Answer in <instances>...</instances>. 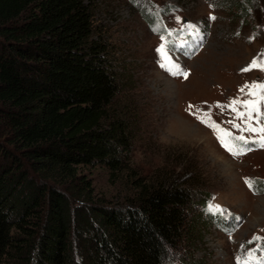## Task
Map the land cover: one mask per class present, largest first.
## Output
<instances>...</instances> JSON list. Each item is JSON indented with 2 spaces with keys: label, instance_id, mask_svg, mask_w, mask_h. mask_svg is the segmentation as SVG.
Returning a JSON list of instances; mask_svg holds the SVG:
<instances>
[{
  "label": "trees",
  "instance_id": "1",
  "mask_svg": "<svg viewBox=\"0 0 264 264\" xmlns=\"http://www.w3.org/2000/svg\"><path fill=\"white\" fill-rule=\"evenodd\" d=\"M92 5L0 0V264H166L209 222L189 216L198 197L178 176L131 169L128 194L95 193L88 169L118 179L136 124Z\"/></svg>",
  "mask_w": 264,
  "mask_h": 264
},
{
  "label": "rangeland",
  "instance_id": "2",
  "mask_svg": "<svg viewBox=\"0 0 264 264\" xmlns=\"http://www.w3.org/2000/svg\"><path fill=\"white\" fill-rule=\"evenodd\" d=\"M248 1L93 0L94 25L128 78L116 105L127 107L136 124L129 162L118 179H111L104 166L88 169L95 193L112 202L128 194L125 175L131 169L146 178L178 176L201 197L194 200L189 216L209 220L203 219L200 235L171 250L166 264H236L238 255L243 258L256 247L257 242L248 243L253 236L261 237L264 247V193L253 194L244 182L264 181V149L233 158L213 131L191 114L210 107L213 121L239 134L224 123L234 114L216 104L241 97L239 89L246 83L264 82V71L258 68L241 71L253 59L264 60V0H251L243 8ZM156 12L169 29L180 28L175 19L179 16L203 33L198 50H173V59L189 72L187 79L170 75L158 63L160 36L142 14ZM190 104L196 108L189 109ZM209 203L227 209L232 217L211 214ZM235 216L241 217L239 222Z\"/></svg>",
  "mask_w": 264,
  "mask_h": 264
},
{
  "label": "snow or ice",
  "instance_id": "3",
  "mask_svg": "<svg viewBox=\"0 0 264 264\" xmlns=\"http://www.w3.org/2000/svg\"><path fill=\"white\" fill-rule=\"evenodd\" d=\"M159 15V12L154 13L153 22L150 24L152 31L160 36L161 43L156 48L158 63L170 75H179L187 79L189 72L184 70L181 64L173 59V50L179 48H186L189 52L198 50L203 44V33L198 25L191 22H182V18L179 16H176L175 19L181 25L180 28L169 29L164 26L161 19H158ZM209 19L215 20L216 17L210 16ZM257 68L264 71V60L258 62L253 59L241 71L248 72ZM246 89L247 92L245 91ZM239 91L242 96L231 99L227 105L216 104V107L227 108L234 114L232 119L224 123L230 124L232 129L239 132L238 135L222 128L220 124L213 121L210 107L209 111L205 112L196 108L195 105L190 104L188 106L189 109L196 108V111L191 114L195 115L200 123L205 124L206 127L213 131L217 141L233 158L246 155L256 149H264V82L254 81L251 84L246 83ZM244 96L247 98H242ZM245 133L248 135H245ZM244 182L250 190H253V194H257L254 185L260 183L259 181L245 178ZM207 210L211 214L218 215L224 219L232 217V214L227 209L219 205L209 203ZM234 219L239 222L241 217L235 216ZM229 236L231 237V233H229ZM261 239L259 236H253V239L248 241V243L251 244L255 241L257 242L256 247L247 251L243 258L238 255L235 258L236 264H264V247L259 243ZM243 248L244 245H241V249ZM257 252L260 253L258 257L256 255Z\"/></svg>",
  "mask_w": 264,
  "mask_h": 264
}]
</instances>
